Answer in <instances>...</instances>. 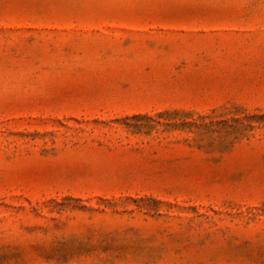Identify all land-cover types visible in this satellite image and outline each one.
Instances as JSON below:
<instances>
[{"label":"rangeland","instance_id":"1","mask_svg":"<svg viewBox=\"0 0 264 264\" xmlns=\"http://www.w3.org/2000/svg\"><path fill=\"white\" fill-rule=\"evenodd\" d=\"M0 264H264V0H0Z\"/></svg>","mask_w":264,"mask_h":264}]
</instances>
